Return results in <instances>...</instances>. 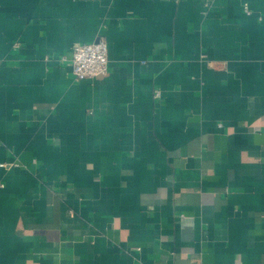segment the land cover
<instances>
[{"label":"crops","instance_id":"obj_1","mask_svg":"<svg viewBox=\"0 0 264 264\" xmlns=\"http://www.w3.org/2000/svg\"><path fill=\"white\" fill-rule=\"evenodd\" d=\"M0 264H264V0H0Z\"/></svg>","mask_w":264,"mask_h":264},{"label":"built area","instance_id":"obj_2","mask_svg":"<svg viewBox=\"0 0 264 264\" xmlns=\"http://www.w3.org/2000/svg\"><path fill=\"white\" fill-rule=\"evenodd\" d=\"M61 58L69 63L74 76L79 80L96 79L109 72V44L105 37L93 42L76 43L71 55H63ZM160 93V90L156 91L157 96Z\"/></svg>","mask_w":264,"mask_h":264}]
</instances>
